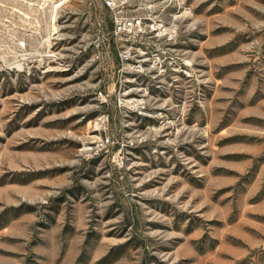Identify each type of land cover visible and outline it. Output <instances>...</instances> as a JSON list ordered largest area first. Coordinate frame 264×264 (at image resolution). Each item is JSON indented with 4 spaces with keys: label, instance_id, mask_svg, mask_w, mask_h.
I'll return each instance as SVG.
<instances>
[{
    "label": "rangeland",
    "instance_id": "374dc122",
    "mask_svg": "<svg viewBox=\"0 0 264 264\" xmlns=\"http://www.w3.org/2000/svg\"><path fill=\"white\" fill-rule=\"evenodd\" d=\"M131 7L0 0V264H264V0Z\"/></svg>",
    "mask_w": 264,
    "mask_h": 264
},
{
    "label": "built area",
    "instance_id": "2783aa9c",
    "mask_svg": "<svg viewBox=\"0 0 264 264\" xmlns=\"http://www.w3.org/2000/svg\"><path fill=\"white\" fill-rule=\"evenodd\" d=\"M103 5L114 12V33L115 34H124L127 37L141 36L144 33H150L153 37H158L160 33L159 28L154 26V20L150 17L149 14H139L137 12L131 11L132 3L136 0H100ZM154 0H143L145 3H152ZM163 2L164 0H159ZM129 11V12H128ZM147 31V32H146ZM125 54H132L130 50L126 51ZM135 64L141 65L140 61H136ZM108 142V139L104 140ZM103 146V141L101 142Z\"/></svg>",
    "mask_w": 264,
    "mask_h": 264
}]
</instances>
